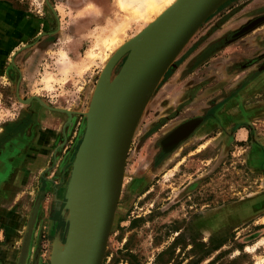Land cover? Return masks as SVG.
Wrapping results in <instances>:
<instances>
[{"label":"rangeland","instance_id":"1","mask_svg":"<svg viewBox=\"0 0 264 264\" xmlns=\"http://www.w3.org/2000/svg\"><path fill=\"white\" fill-rule=\"evenodd\" d=\"M9 1L47 25L8 58L0 53L2 64L7 60L0 72V147L43 123L45 145L37 150L49 154L25 160L30 174L22 186L4 191L3 209L22 219L12 246L0 223V249L15 250L12 264H69L78 244L66 242L69 231L75 225L77 237L84 222L72 187L87 114L117 52L104 42L118 37L125 45L149 24L131 19L119 0ZM262 15L264 0L223 2L146 98L122 160L102 264H264V123H247L243 113L264 101V24L231 39ZM196 117L203 122L195 132L161 155L160 140ZM240 127L250 132L241 142L235 139ZM231 204L242 205L217 215ZM244 210L234 224L219 223ZM78 211L82 217L73 224ZM55 241L61 248L53 258Z\"/></svg>","mask_w":264,"mask_h":264},{"label":"water","instance_id":"2","mask_svg":"<svg viewBox=\"0 0 264 264\" xmlns=\"http://www.w3.org/2000/svg\"><path fill=\"white\" fill-rule=\"evenodd\" d=\"M225 1L176 0L117 50L104 67L95 90L93 107L87 114L83 148L81 153L79 151L75 169L73 200L81 199L82 204L85 203L86 226L77 237L69 231L66 242L76 239L78 243L76 257L69 264H102L117 204L122 160L146 98L193 34ZM255 20L260 21L231 39L264 24V15L240 29ZM131 48L133 51L128 53L105 92L102 89L108 85L112 69ZM135 104L138 110L133 107ZM133 108V115L128 120ZM202 121L200 117L192 118L172 129L159 142L162 152L171 153L195 132ZM187 126L191 129L186 131ZM78 212L73 223L82 217Z\"/></svg>","mask_w":264,"mask_h":264},{"label":"crops","instance_id":"3","mask_svg":"<svg viewBox=\"0 0 264 264\" xmlns=\"http://www.w3.org/2000/svg\"><path fill=\"white\" fill-rule=\"evenodd\" d=\"M47 22L34 14L30 10L18 9L9 0H0V53H4L5 59L18 49L20 43L28 42L34 37L38 39L39 34H44ZM20 42V43H19ZM24 45V44H23ZM10 53V54H9ZM3 60V64H7V60ZM3 64L0 61V72ZM243 113L247 116L244 121L252 123V120L257 119L264 123V101L258 104L244 106ZM43 123L39 126H29V131L25 138L11 140L0 147V223L4 225L7 232V243L11 246L17 243L16 228L17 222L20 223V216L13 217L10 211L3 209L5 190L6 188L18 189L22 186L30 172L25 169L24 161L30 159L36 161L45 159L46 154L43 149L37 150L45 145L42 138ZM250 132L246 127L239 128L236 131V140L245 141L248 139ZM12 144L13 148H10ZM40 145V146H39ZM44 147V146H43ZM43 155V157H41ZM42 160V159H41ZM19 163L18 167L10 169L11 162ZM15 165V164H14ZM8 166L9 169H8ZM242 204H231L217 210V215L228 210H236V207H241ZM235 219H219L220 224L231 225L238 219L247 215V213L239 212ZM222 216V215H221ZM251 215H249L250 217ZM246 219V218H245ZM11 233L9 234V231ZM17 253L11 248L0 249V264H12V261L17 263Z\"/></svg>","mask_w":264,"mask_h":264},{"label":"bare ground","instance_id":"4","mask_svg":"<svg viewBox=\"0 0 264 264\" xmlns=\"http://www.w3.org/2000/svg\"><path fill=\"white\" fill-rule=\"evenodd\" d=\"M175 1L176 0H119L118 2H119V5H120L121 9L123 11L127 12L132 17L131 19H136L137 21L143 22V23H145L147 25V24H151L166 8H168L169 6H171V4H173ZM259 21L260 20L252 21L247 26H245V28H243L242 30L240 29L239 31L235 32L232 35V38L234 36H237V35H240V34L244 33L245 31L249 30L250 28L254 27L256 24H258ZM123 43H124V41L120 40V38H118V37H110V38H108L104 42V45H105V47L107 49H109V51L110 50H116L117 51L118 49H120V47L124 46ZM132 51H133L132 48L131 49H128L124 54H127L128 52L131 53ZM109 84H110V82H109ZM109 88H110V86H105V87H103L102 90H105V92H106ZM135 105L133 107H136V109L138 110V105L137 104H135ZM134 110H135L134 108L131 109V112L129 113L128 118H127L128 120L132 117ZM185 128H187V129H185L186 131L188 129L189 130L191 129L188 126L185 127ZM80 153H81V150H80ZM74 186H75V184L72 187L73 190H74ZM72 196H73V193H72ZM73 202H74V200H73ZM77 202L78 203H76V204H80L82 206L83 212L85 214V210H86L85 203L82 204L83 201L81 202V199L79 201L77 200ZM78 209H79V207H78ZM71 218H73V217H71ZM84 220L86 222V219H84ZM85 222H83V231H85L84 230V228L86 226V223ZM73 224H75V223H73ZM74 227H75V225H73V229H72L73 232H75ZM58 241H60V240L58 239ZM58 241H55V242L52 243L53 244L52 245L53 252H54V254H52L53 255V258H55V256L58 254V252L60 253V250L58 249V247L60 246V244H59ZM72 246H73V244H72ZM59 248H61V247H59ZM68 249L70 250V247ZM68 249L67 250L65 249V251H67L68 254H69ZM76 251H77V248L74 251L73 255L72 256L70 255L71 258L68 261L69 263L76 257V255H75L76 254ZM65 254H66V252H65ZM65 254H64V258L66 259V255ZM67 256H69V255H67ZM54 264H57V263H55V260H54Z\"/></svg>","mask_w":264,"mask_h":264},{"label":"flooded vegetation","instance_id":"5","mask_svg":"<svg viewBox=\"0 0 264 264\" xmlns=\"http://www.w3.org/2000/svg\"><path fill=\"white\" fill-rule=\"evenodd\" d=\"M202 122H203V121H202ZM168 133H169V132H168ZM184 142H185V141H184ZM182 143H183V142H182ZM182 143H181V144H182ZM181 144H180V145H181ZM180 145H179V146H180ZM179 146H178V147H179ZM178 147H177V148H178ZM177 148H176V149H177ZM176 149H174V150H176ZM174 150H173V151H174ZM160 151H161V155H167V154H164V153L162 152L161 148H160ZM173 151H172V152H173ZM169 154H170V153H169Z\"/></svg>","mask_w":264,"mask_h":264}]
</instances>
